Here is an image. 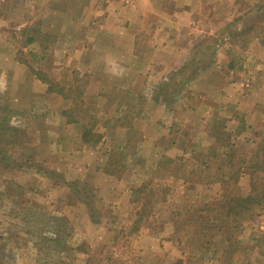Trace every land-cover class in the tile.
<instances>
[{"label":"rangeland","instance_id":"obj_1","mask_svg":"<svg viewBox=\"0 0 264 264\" xmlns=\"http://www.w3.org/2000/svg\"><path fill=\"white\" fill-rule=\"evenodd\" d=\"M230 1L0 0V264H264V0Z\"/></svg>","mask_w":264,"mask_h":264},{"label":"crops","instance_id":"obj_2","mask_svg":"<svg viewBox=\"0 0 264 264\" xmlns=\"http://www.w3.org/2000/svg\"><path fill=\"white\" fill-rule=\"evenodd\" d=\"M160 1H163V2H160ZM161 3L162 4V7H164V5L166 4V6L164 7L165 9L166 8H170V9H173V10H182V11H186L188 9H194V10H205L207 9L209 6L211 5H208V4H211V3H217V2H220V3H223L226 5V3H229L231 2V7L230 8H234V6L232 5L233 3H235L234 1H230V0H214V1H210V0H140V2H138L135 6L136 10L134 12V17L135 16H139L140 15V19L141 21L143 20V16L146 15V12L148 10H152V9H157L156 8V3ZM208 3V4H207ZM262 7V6H260ZM220 8V7H219ZM218 8V9H219ZM138 14V15H137ZM178 16L177 14L175 15L174 19H172L173 22H180V20H183V22L186 20V17H176ZM168 41H166V44H168ZM88 48V46L86 47ZM88 50V51H87ZM78 49L76 51H73L72 52V57H73V63L74 65L72 66V61H69L70 63H67V65H65L66 67H64L65 69L69 68V70L74 72L75 75H77L78 73H84V72H87L88 74H91V73H94V72H98V75L101 76L102 78V75L104 74V76L108 73V70H110V68L112 66H116L118 69H122V71L126 68V63L124 61V63L122 64V59H123V56H122V49L119 48L118 51L116 52H110V57L112 56V58L114 56H116L117 54V57H118V61L114 62L113 65L111 63L110 65V59H108L107 61H105V58L102 54L101 51H93V50H89V49ZM101 52V53H100ZM107 54H108V51H107ZM122 65V67H121ZM63 66V65H62ZM72 67V68H71ZM61 69H63V67H60ZM124 68V69H123ZM58 71V70H57ZM141 72H148V70L145 68L143 69V67L140 69ZM60 72V71H59ZM64 73H66V71H64ZM126 72H123L122 73V76L125 74ZM125 78V77H123ZM28 81L31 82V77H28ZM102 80H99L98 82L100 83ZM94 83H96L94 81ZM102 84H104L102 82ZM124 86H125V83H124ZM126 87V86H125ZM32 93V89H31V85H28L24 91L22 93H18V102L16 103V105H22L23 108H28L27 106H29V100H27V98H29V96L31 95ZM83 101L80 103L86 105V106H104V103L106 102L105 101V98L104 97H100L97 94H95V96H85L83 97L82 99ZM27 105V106H26ZM62 105H64V101L62 103ZM25 111V110H24ZM60 121L62 122V125L63 127L67 128L69 127V124L67 123H74L76 125H78V123H80V119H78V117H75L74 116V120H72V118H70V120H68L67 116H68V112L64 111L63 109L60 110ZM83 121V120H82ZM87 123V121H86ZM71 126H73V124H70ZM102 125H104L102 123ZM75 126V125H74ZM86 126L89 127V125H85L83 126L82 128V135H80L81 137H79L80 139L84 136L83 134V130L85 131L86 130ZM98 132V136H99V141L94 144V149L95 151H98L100 148H103L104 149V142L107 135L104 133L105 130L104 128H102V130L100 129ZM68 135L66 133H63L61 135V137H67ZM102 149V150H103Z\"/></svg>","mask_w":264,"mask_h":264}]
</instances>
